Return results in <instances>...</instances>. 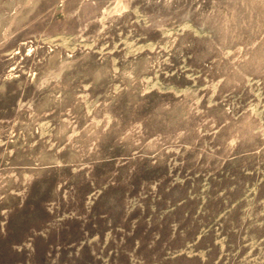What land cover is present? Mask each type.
Here are the masks:
<instances>
[{
    "label": "rangeland",
    "instance_id": "1",
    "mask_svg": "<svg viewBox=\"0 0 264 264\" xmlns=\"http://www.w3.org/2000/svg\"><path fill=\"white\" fill-rule=\"evenodd\" d=\"M0 264H264V0H0Z\"/></svg>",
    "mask_w": 264,
    "mask_h": 264
}]
</instances>
